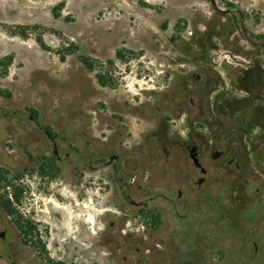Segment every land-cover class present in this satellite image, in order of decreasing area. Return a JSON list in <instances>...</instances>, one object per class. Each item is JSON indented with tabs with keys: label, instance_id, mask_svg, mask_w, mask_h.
Instances as JSON below:
<instances>
[{
	"label": "rangeland",
	"instance_id": "1",
	"mask_svg": "<svg viewBox=\"0 0 264 264\" xmlns=\"http://www.w3.org/2000/svg\"><path fill=\"white\" fill-rule=\"evenodd\" d=\"M71 42L78 48L63 61ZM83 56L95 60L94 70ZM101 71L115 85H101ZM201 139L211 154L228 142L248 151L257 139L255 160L244 164L246 173L256 165L262 186L264 0H0V165L12 174L30 170L20 209L46 232L51 258L233 264L240 256L247 263L232 222L216 215L237 200L234 166L210 160L221 174L211 176L207 202L182 185L186 175L200 176L187 145ZM43 155L56 157L55 178L38 172ZM0 264H49L1 205Z\"/></svg>",
	"mask_w": 264,
	"mask_h": 264
},
{
	"label": "flooded vegetation",
	"instance_id": "2",
	"mask_svg": "<svg viewBox=\"0 0 264 264\" xmlns=\"http://www.w3.org/2000/svg\"><path fill=\"white\" fill-rule=\"evenodd\" d=\"M245 127L248 128V126ZM256 141L258 140L251 139V143H249L251 144L248 148V151L250 150V154L248 151L242 149V147L239 145V142L235 143V145H231L230 142H228L226 147L224 146L222 147V149H216L212 151V154L203 139L195 143L190 142L187 145L189 155L195 167L199 169L200 176L196 178L195 176L186 175L183 178L182 182V185L184 187L194 185L193 189L197 191L199 190L202 193L203 198L200 202H207L208 196L211 195L212 190L211 176L214 174L216 175V178H219V175L221 174L218 172H213L215 170V166L213 167L210 164V160H221L225 158L223 166H234V187L233 189H231V192L233 196L237 195V200H235L231 208L225 206L224 204H221L220 208L225 214L224 217H222L221 212L219 211H217L218 213H216V215L217 217H220L221 222H232V236L236 238V241L242 242L245 245V247H242V251L244 252L247 250L249 256L247 257V263L244 262L242 264H264V181L262 182L261 187L257 186V180L260 178L259 176H257V174H255V171H257L256 165H251L250 168H252L253 171H249L246 173V167L244 164V161H246L247 159L250 164L252 163V160H255L251 159L250 155L257 151V147L255 146ZM193 155L198 158L199 165L195 163ZM113 156L114 158L112 160L110 159V163L113 160L118 159L117 155ZM217 169L218 168L216 167V170ZM260 174L263 175L264 170H262ZM245 175H251V178L247 180L244 177ZM245 180H247L248 182V187L242 189L240 185H242ZM195 185L197 186L195 187ZM227 191L228 189L226 188L220 190V193L218 195L219 200L222 199L223 202L226 201L225 197L223 196H227ZM184 194L185 192L183 191V187H179L178 198L182 199L184 197ZM240 195L247 196L249 203L243 204L237 202L241 198ZM126 196L129 197L128 194H126ZM167 200L169 201L170 205L174 208V210L176 212H179L177 208V202L174 199L167 198ZM146 202H148V200L140 201L138 202V205L143 206ZM203 211L207 213V207ZM186 216H188L186 213H182L180 217L185 218ZM243 221H246L248 223V229L240 230V224ZM204 223V227L206 228L208 221L205 220ZM221 233L223 234V232ZM219 237L221 238V236L210 235V238H213L210 241H215ZM234 260L235 263L233 264L241 263L240 256H236Z\"/></svg>",
	"mask_w": 264,
	"mask_h": 264
},
{
	"label": "trees",
	"instance_id": "3",
	"mask_svg": "<svg viewBox=\"0 0 264 264\" xmlns=\"http://www.w3.org/2000/svg\"><path fill=\"white\" fill-rule=\"evenodd\" d=\"M63 3L58 4L53 8L55 16H60V9ZM21 28L19 34L23 37L28 35V27H17ZM37 41L43 49H49L48 45L44 42L41 36L37 37ZM78 48L76 43L71 42L66 48V52L60 53L61 60L66 59L67 54L75 52ZM117 56L124 59L122 50H117ZM14 56L9 57V62L13 60ZM82 62L89 70L95 69V60L83 56ZM109 64H114L113 60H108ZM98 82L103 86H113L115 82L110 79L109 75L104 72L97 73ZM46 131L51 137L56 136V132L52 131L50 127L46 128ZM30 170L25 168L23 171L12 174L11 171L0 165V205L5 210V212L12 218L16 227L19 230L20 237L24 243L32 244L36 246L40 256L44 258L49 264H67L62 260H55L49 256L47 249V243L45 240V234L40 227V223L35 221L33 218L28 217L20 209V204L22 202V197L24 196L27 186L21 183V180L25 177L26 173ZM38 172L48 178H55L60 173V166L56 161V157L53 155H43L38 167ZM157 220V219H156Z\"/></svg>",
	"mask_w": 264,
	"mask_h": 264
},
{
	"label": "water",
	"instance_id": "4",
	"mask_svg": "<svg viewBox=\"0 0 264 264\" xmlns=\"http://www.w3.org/2000/svg\"><path fill=\"white\" fill-rule=\"evenodd\" d=\"M113 158H114V156L111 157V160H112ZM193 158H194V160H195V163H196L197 165H199L198 158H197L196 156H194V155H193Z\"/></svg>",
	"mask_w": 264,
	"mask_h": 264
}]
</instances>
